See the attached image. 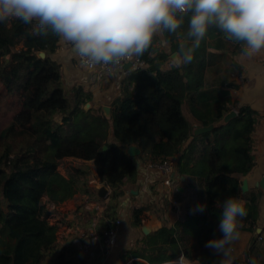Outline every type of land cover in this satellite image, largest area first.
<instances>
[{
    "label": "trees",
    "instance_id": "trees-1",
    "mask_svg": "<svg viewBox=\"0 0 264 264\" xmlns=\"http://www.w3.org/2000/svg\"><path fill=\"white\" fill-rule=\"evenodd\" d=\"M189 19L190 14L183 15L176 33L154 35L148 51L137 58L144 68L123 77L109 116L92 108L84 111L92 95L82 87H75L67 98L70 93L62 87L60 65L50 57L59 36L36 34L35 22L0 23V114H10L0 128V264H97L83 262L68 249L48 260L59 230L48 220L50 208L87 192L78 167L70 164L62 174L59 166L67 160L90 163L100 183L112 190L98 221L102 237L116 226L123 187L136 179L140 156H128L129 146L138 147L150 163L177 158L178 177L170 198L181 204L182 216L172 227L163 225L148 235L139 232L141 238L121 252L119 262L165 264L183 254L189 263L219 264L205 244L222 236L219 216L230 196L242 199L247 210L239 218L238 231H256L264 192L242 190L243 180L256 166V112L238 108L226 125L193 134L196 127L217 125L229 112V89L238 86L233 76L241 69L237 57L244 54L243 45L212 25L190 63L172 64L169 58L181 44L192 45L187 36ZM109 121L112 143L107 140ZM198 204H205L206 210L192 212ZM149 208H130L133 229L141 227V216ZM256 239L242 258L248 264L251 257L264 264V251L256 247Z\"/></svg>",
    "mask_w": 264,
    "mask_h": 264
},
{
    "label": "clouds",
    "instance_id": "clouds-1",
    "mask_svg": "<svg viewBox=\"0 0 264 264\" xmlns=\"http://www.w3.org/2000/svg\"><path fill=\"white\" fill-rule=\"evenodd\" d=\"M190 14L187 36L191 47L180 45L176 64L190 63L208 28L215 25L229 40L242 43V52L264 50V0H0V23L35 22L36 34L49 32L70 42L85 63L118 67L141 57L156 33H176L183 15ZM219 216L222 236L205 244L219 264H234L233 244L239 238V218L247 215L245 202L236 196L223 201ZM205 204L192 212H204ZM174 264H188L181 254ZM249 264H257L255 257Z\"/></svg>",
    "mask_w": 264,
    "mask_h": 264
},
{
    "label": "crops",
    "instance_id": "crops-1",
    "mask_svg": "<svg viewBox=\"0 0 264 264\" xmlns=\"http://www.w3.org/2000/svg\"><path fill=\"white\" fill-rule=\"evenodd\" d=\"M50 57L60 65L63 84L66 82V84L82 86L91 93V105L95 104L94 109L100 108L105 116L110 115L113 101L120 96V84L125 76L123 74L124 70H116L97 79L96 73L89 72L78 65V56L74 53L72 44L61 38L57 50ZM237 61L241 69L233 76V81L238 85L237 88L229 89L231 98L229 111L234 110L237 112L238 108L248 107L257 114V125L253 136L255 140L253 156L256 166L254 171L244 180L247 183V190L260 188L264 192L259 185L264 177V50L252 55H239ZM99 82L106 83L103 91H99V88L92 86L94 83ZM94 88H97V90H94ZM106 108H108V114ZM183 113L187 115L186 107L183 108ZM187 121L190 122L191 118L187 117ZM194 127L196 126L194 125ZM107 140L109 143L114 141L111 121H109ZM133 147L139 150L138 147ZM138 156L140 157L137 160L136 179L133 183L123 187L125 198L118 209V237L108 259L102 258L103 242L97 227L99 219L107 208L112 190L102 183H97L86 185L87 192L77 194L72 200L56 208L59 230L54 250L48 257L49 261L68 249L74 250L85 263L96 261L97 264L99 262L101 264H117L121 252L141 238L139 232H142V228H146L148 234H151L158 231L163 225L172 227L181 218V204L168 198L173 193V189L163 186L158 172L149 168L150 162L141 155L140 150L136 157ZM70 164L78 167L85 178L95 170V167L90 163L80 164L70 160L67 165ZM175 177H178V173H175ZM166 197L171 206H163L161 211L157 202L163 201ZM155 204H157L156 207H154ZM133 205L150 206L141 216L142 225L139 229H133L130 225V208ZM263 206L264 200L261 204V213L257 220L256 231L254 233L239 232V238L232 246V255L235 260L242 261L245 251L255 237H257L256 247L264 251V233L261 234L264 227ZM170 217L171 219H169ZM214 254L217 256L219 263L220 257L215 252ZM134 262L136 261L130 260L123 264H134ZM139 262V264H147L143 261ZM166 264H173V262Z\"/></svg>",
    "mask_w": 264,
    "mask_h": 264
},
{
    "label": "built area",
    "instance_id": "built-area-1",
    "mask_svg": "<svg viewBox=\"0 0 264 264\" xmlns=\"http://www.w3.org/2000/svg\"><path fill=\"white\" fill-rule=\"evenodd\" d=\"M77 63L80 67L85 68L87 71L96 73L97 79L102 78L103 75L105 74L113 73L116 70H124L123 74L126 75L130 71L144 68V64L140 62L137 58H132L130 60L123 61L120 66L115 68L109 66H102V65H91L83 62L79 57L77 59ZM128 63H131V68L129 70H125L124 66ZM149 168L157 171L163 186L169 188L171 187L174 181V175L177 169V158L169 157L166 158L161 163H150ZM97 183H100V181L97 175V171L95 169L92 172H90V174L85 178V184L93 185ZM56 208L57 207L50 208V216L48 218L50 223L58 222V215ZM118 226H119V221L117 220L116 226L113 229L104 231L102 233L103 247L101 253H102V258L105 260L108 259L109 255L111 254V251L113 250L116 244V240L118 237ZM99 264L101 263L99 262ZM234 264H248V263L244 261L235 260Z\"/></svg>",
    "mask_w": 264,
    "mask_h": 264
},
{
    "label": "water",
    "instance_id": "water-1",
    "mask_svg": "<svg viewBox=\"0 0 264 264\" xmlns=\"http://www.w3.org/2000/svg\"><path fill=\"white\" fill-rule=\"evenodd\" d=\"M41 58L44 57V54L43 53H40L38 54ZM173 60H177V53H173L171 56H170ZM180 65V64H179ZM131 68V63H128L124 66V69L125 70H129ZM90 107V104L89 103H86L84 105V111H87V109ZM106 113L108 114V108H106ZM237 116V112H235L234 110H230L223 118L222 120L217 124V125H211V126H208V127H196L193 131V134L195 136L197 135H200V134H203V133H206V132H209L211 131L214 127H220V126H224L226 125L231 119L235 118ZM105 149V148H104ZM127 154L128 156L130 157H136L138 154H139V150L136 149L135 147L133 146H130L128 149H127ZM260 187L264 190V177L262 178V181L261 183L259 184ZM242 190L243 192H245L247 190V183L245 180H243V185H242ZM3 197V190L0 189V199ZM142 232L143 234L147 235L148 234V230L146 228H142Z\"/></svg>",
    "mask_w": 264,
    "mask_h": 264
},
{
    "label": "rangeland",
    "instance_id": "rangeland-1",
    "mask_svg": "<svg viewBox=\"0 0 264 264\" xmlns=\"http://www.w3.org/2000/svg\"><path fill=\"white\" fill-rule=\"evenodd\" d=\"M165 49H168V47H166L165 46ZM169 61L172 63V64H176V62H175V60H173L171 57L169 58ZM177 65V64H176ZM65 85V86H64ZM92 86H94V87H97V88H99V91H103L104 90V88L106 87V83H104V82H99V83H94ZM62 87L64 88L65 87V89H66V91L68 92V93H70V94H67V98H71V94H72V90L75 88V87H78V86H75V85H70V84H66V82H65V84H63V80H62ZM79 87H82V86H79ZM83 88V87H82ZM97 88H94V90H97ZM66 92V93H67ZM90 104V107L87 109V110H89L90 108H92L93 110H95V111H99V113H101V114H103V112L100 110V108L99 109H94V105L92 104L91 105V103H89ZM83 109H84V107H83ZM184 114V113H183ZM9 115L10 114H6L4 111H2L1 112V114H0V128H2L5 124H6V122L8 121V117H9ZM104 115V114H103ZM56 120L57 121H60V116H58V117H56ZM70 162V160H67V161H65L61 166H59V170H60V172L61 173H64L65 172V170H66V168L68 167V163ZM174 188V185H172V187H171V189H173ZM168 198H170V196L168 197ZM168 198L166 197L163 201L161 200V202L159 201V202H157V204L160 206V208H161V211H162V207L163 206H171V203L169 202V200H168ZM171 199V198H170ZM157 204H155L154 205V207H156L157 206ZM170 208H173V207H170ZM169 219H171V217L169 218ZM175 261H178V260H175ZM175 261H173V264H174V262ZM117 264H123V263H121V262H119V261H117L116 262ZM167 263H170V262H167ZM166 264V263H165Z\"/></svg>",
    "mask_w": 264,
    "mask_h": 264
}]
</instances>
